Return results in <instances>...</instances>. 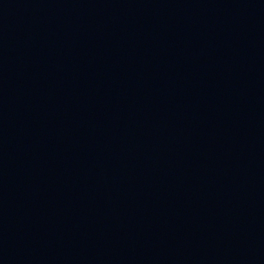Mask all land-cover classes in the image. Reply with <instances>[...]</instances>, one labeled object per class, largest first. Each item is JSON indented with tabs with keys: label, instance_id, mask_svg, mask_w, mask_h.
Masks as SVG:
<instances>
[{
	"label": "water",
	"instance_id": "water-1",
	"mask_svg": "<svg viewBox=\"0 0 264 264\" xmlns=\"http://www.w3.org/2000/svg\"><path fill=\"white\" fill-rule=\"evenodd\" d=\"M0 264H264V0H0Z\"/></svg>",
	"mask_w": 264,
	"mask_h": 264
}]
</instances>
